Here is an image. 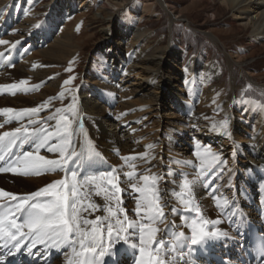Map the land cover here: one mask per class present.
Here are the masks:
<instances>
[{
    "label": "bare ground",
    "instance_id": "6f19581e",
    "mask_svg": "<svg viewBox=\"0 0 264 264\" xmlns=\"http://www.w3.org/2000/svg\"><path fill=\"white\" fill-rule=\"evenodd\" d=\"M36 1L14 0L13 2H6L0 8V39L9 41L8 45H0V53H4V57H0V69H3V72L0 73V94H5V97L0 99V110L4 108L15 110L33 108V99L41 104V102L44 103L47 97L57 93L56 91L59 89L54 84L57 77L53 66L65 63L75 53L71 36L66 32L67 30L62 28L56 39L50 45H47L44 50L37 51L26 58L24 56L32 45L33 47L42 46L58 24L65 23L77 12L90 9L95 2L94 0H52L48 5L49 18L44 28L38 29L36 27L30 35L35 36L39 33L38 42L40 44H30V49L25 51L22 50L25 44L24 40L20 39V35H27L36 23V15L29 8L30 5L33 7ZM105 2L106 4L100 7L96 16L102 14L101 18L106 21L107 27L103 29L106 38L91 55L89 71L84 75L83 87L78 93L81 104L76 105V110L79 109V111H77L78 115L75 119V130L73 127L75 132L73 140L77 150H81L78 145L82 143V138L87 136L93 151L97 152L95 156L99 154L104 156L105 160L101 161L94 157L90 167H81L80 179L86 174L95 172L93 167H96L98 171L99 168L107 166L104 163L106 160L115 163V152L118 153L119 158L136 156L137 159L134 163L138 175L156 174L164 177L159 182V187L165 202L169 204V209L166 208L165 213L166 222L171 228L167 232L158 233V238L169 239L181 230L190 235L185 221L180 225L179 218L171 211L172 202L180 203L179 196L182 184H176V181L171 179V175L174 177L177 170L170 171L169 169L178 168L183 174L187 172V167L191 165L194 170L192 168L190 174L193 175L187 179L192 180L194 178L196 181L192 185L193 204L199 205L205 218L209 220L220 219L222 222L216 227L227 231L229 236L232 234L231 237H234V240L237 241L232 225H239L240 223H230V219L236 220L237 217L248 216L255 223H264V213L258 215V211H264V107L246 99L230 101L225 91H220L222 87L219 89L217 87H206L207 81L216 79L218 73L216 64L208 62V53L192 58L188 63V72L183 76L178 71L184 60L179 44L170 42L166 47H161L158 43L149 44L151 31L147 28H139L138 24L146 18L158 17V13H156L157 5L167 12L168 9L162 5V0H131L130 3L126 0H105ZM219 3L230 13L231 20L234 23L250 33L252 42L264 40V0H219ZM251 13H254L255 16L251 17ZM18 22L20 25L17 26ZM10 28H12L11 31H9ZM6 34H10V37L5 38ZM27 41L30 42L31 40L28 39ZM243 57V51L239 50L228 53L226 60L232 66V64L242 62ZM14 58L16 60L21 59V61L14 69H10L8 65L11 64ZM92 70H96V72H93V76H90ZM183 79L185 81L184 86L182 85ZM21 81L27 83L21 85ZM47 81H49V84L40 91L41 94L33 91L34 95H27L30 90L37 89V86H42ZM126 81L130 82L129 86L126 87L130 91L124 93L120 89V83ZM202 81L204 83H201L198 87L196 83ZM11 84H17L20 90H9L8 87H5ZM232 86L238 87L235 83ZM13 91H15V94H13ZM110 92L114 93L116 97L108 96L107 93L110 94ZM137 95L139 97L134 98ZM162 95L168 97L169 104H173L175 114L190 118V123L198 124L200 122L199 124H203L206 113L211 114L214 107H218L225 114V118L229 119L228 135L214 131L211 127L214 123L204 126L199 125L198 127L199 130L204 129V131H201L202 133L199 131L201 135L197 141L209 140L215 147H218L219 152H222L221 156L219 155L220 161L216 162L204 175H200L201 164L200 158L197 156L193 158L192 162V158H190L189 162L181 161V164H179L170 155L156 154V149H158L157 138L159 137L156 132V129H159L158 125L165 119L170 120L179 117L174 116V114H165V105L160 98ZM92 96L95 98L101 96L104 99L110 97V100L116 99L118 108L114 110L115 115L108 114L99 104L95 103L96 101H89V97ZM70 101L69 98L66 99V102ZM105 101L109 104V100L105 99ZM190 104L191 108L197 111L194 114L188 111L187 107ZM54 115H56V111L47 113L41 118L33 116L32 119L39 121V123L30 125V129L46 128L49 124V127L55 128L56 121L48 120L49 116ZM146 116H148L149 121H152L150 129L156 127L154 131H149V127L142 123L143 118H146ZM107 120H112L111 124H108ZM3 122L27 125L28 118L17 121L9 119L7 115L0 112V125ZM79 123L83 124L81 131H79ZM6 129L7 127L0 128V133L2 134ZM141 138L144 144L146 143L145 146L139 145ZM184 139L182 137L180 141L185 142L183 146L187 147L188 143ZM56 142V140L51 141L53 144ZM170 142L173 145L175 143L174 138ZM224 143L230 146L226 148ZM144 144L142 143V145ZM170 144L168 143V145ZM149 145L152 147L149 148ZM190 145H192L193 152L199 151L197 143L194 142ZM178 146H181V144ZM29 149L27 144L22 149L17 147V154ZM243 150L248 151L252 158L251 156L248 157L249 155ZM7 151L6 142L0 144V155H6ZM145 152H147V157L140 159L141 154ZM46 153L49 159L59 158L58 153L47 151ZM223 155H226V159H223ZM1 163L2 161H0ZM6 166L2 164L0 167ZM73 167L72 164L68 165V169ZM128 170L132 169L128 167ZM49 172L50 175L46 177L27 181L16 177L17 174L12 172H1L2 175L0 176L3 177H0V190L18 194L22 197L64 178L66 170L56 169ZM256 178H259L258 186L253 188L249 181ZM199 181L205 182L200 184ZM134 182L126 183V180H122V188L125 193H128V190L134 192L131 188V184ZM30 184L35 187L28 188ZM95 192L93 186L83 185L81 188V195L84 197L83 207L87 209L89 203L99 206L95 210H82L81 216L83 218L94 220L96 216L107 214L104 211L106 202L103 196H97ZM134 193L136 197L133 202H129L131 207L136 206V198L139 195L137 192ZM257 195L259 200L255 202ZM224 198H227L230 204L227 208L221 209L217 207V200L223 201ZM14 204L15 202L8 200V198L0 197V208H2L0 213L7 212L9 207H13ZM113 205L114 201L111 202L110 206ZM233 209L237 217L230 216ZM15 215L18 216L19 213ZM122 218L123 216H121ZM137 219L138 217L136 219L129 217V220ZM173 222H175L174 226ZM158 227L165 228L162 224ZM24 231H27V229H24ZM227 244L229 242L222 238L210 243L209 246L217 248ZM36 247L40 251L49 249L43 245H37ZM121 247L127 252L131 251L126 245ZM77 249H79L78 245ZM54 251H56L55 259L58 258V260L52 264H68V260L72 258V250L69 248L63 250L50 249V252ZM196 251H199V249ZM60 252L62 253L59 254ZM0 256L3 257V262L9 261L2 255L1 250ZM117 258L119 264L125 263L123 256L118 257L117 255ZM170 264H192V262L189 260V255L186 254L182 261H170Z\"/></svg>",
    "mask_w": 264,
    "mask_h": 264
},
{
    "label": "snow or ice",
    "instance_id": "6c2138e0",
    "mask_svg": "<svg viewBox=\"0 0 264 264\" xmlns=\"http://www.w3.org/2000/svg\"><path fill=\"white\" fill-rule=\"evenodd\" d=\"M8 44L9 41L0 39V45ZM0 57H4V53H0ZM26 83V81L20 82L21 85ZM64 83L67 85L70 81ZM5 87L9 90H20L17 84ZM60 95L63 96L64 93ZM50 102L49 100L45 104ZM43 107L45 105L20 110L12 108L0 110L9 119L19 121L28 118L27 125H21L12 131L0 134V144L6 142L8 149L6 155L10 157L6 160V155H0V161H6L7 164L6 167H0V172L28 176L56 169L66 170L64 178L22 197L0 190V197L15 202L7 212L0 213V241L3 242L2 246L8 249V255L20 252L24 240L27 239L29 243L23 246L27 248L29 255L39 254V250L36 253L32 251L37 245H43L49 249H71L72 258L68 260V264H103V258L116 257L121 253L123 245L138 253L134 264H170V261H182L186 254L191 256L197 249L207 250L210 243L229 236L227 231L216 227L222 222L220 219L205 218L199 205L193 204L192 185L196 181L184 178L180 189V204L185 211L194 215L191 217L182 215L181 220L185 221L190 235L181 230L169 239L158 238V233L169 231L165 213L168 204L161 195L159 187V182L164 177L156 174L138 175L134 163L136 156L123 158L125 164L132 169L125 172L124 176L127 177V181H135L131 184V188L139 193L135 208L138 219L129 220L124 208L120 206L122 203L120 194L124 189L120 187L117 170L101 171L84 175L82 180L78 179L81 167H90L95 153L90 148L85 150L84 144H81V150L78 151L73 140L75 132L72 125L78 115L75 101L73 100V103L63 110L56 109V115L48 117V120L56 121L54 129L49 130L45 127L30 129V125L39 123L32 117L37 115ZM229 126L228 118L211 125L214 131L225 135L229 134ZM53 140L57 142L51 143ZM25 144H31L32 149L18 154L12 152L13 148L22 149ZM42 149H46L49 153H58L59 158L49 159L41 155ZM196 155L200 158V175H204L216 162L220 161L219 155L212 153L210 148H204L203 152L198 151ZM145 157L147 152L141 154L139 158L145 159ZM69 164L74 167L68 169ZM82 185L93 186L96 190L95 194L103 196L106 202L105 216H96L94 220L81 216L82 210H95L99 207L94 203H89L87 209L83 207ZM113 201L114 205L110 206ZM229 204L230 201L227 198L223 201L217 200V207L221 209L227 208ZM171 211L176 214L178 209L172 207ZM16 213L22 215V222H17ZM121 215H123L122 219ZM230 216L237 217L234 209ZM242 219L237 217L236 220L230 219L229 222L239 224ZM161 224L165 225L164 229L158 227ZM174 225L175 222H173ZM237 230L239 231V228ZM254 247L264 264V237L256 241ZM114 262L119 264L117 260ZM0 264H3L2 256H0Z\"/></svg>",
    "mask_w": 264,
    "mask_h": 264
},
{
    "label": "rangeland",
    "instance_id": "374dc122",
    "mask_svg": "<svg viewBox=\"0 0 264 264\" xmlns=\"http://www.w3.org/2000/svg\"><path fill=\"white\" fill-rule=\"evenodd\" d=\"M13 1L14 0H0V8L3 7L6 2ZM94 1L95 2L90 9L82 12H77L72 15L65 23L58 24L47 37V40L45 41L46 43L44 42V44L39 47H33L32 45L31 49L30 44L39 45L40 42H38L39 33L35 35L36 37L30 35L34 32V29H36V27L38 29L44 28V25L49 18L48 5H50L52 0H37L33 4V7H31L32 5L29 6L30 10H32L36 15V23L34 24L33 29L29 30L30 32L27 35H20V39H22V41L24 40L25 44L22 50L27 51L30 49L26 53L24 58L36 53L37 51L44 50L47 45H50L56 39L59 31L62 28H65L67 30L66 32L70 34L71 42L73 44V51H75V53H73V55L65 63L58 66H53V70L56 72L57 77L54 84L57 85L59 89L58 91H56L57 93H54L53 95L47 97L44 103L41 102V104H39V101H36V99H33V108L45 105V107H43L41 111L37 115H35L36 118H41L47 113H53L56 111V109L63 110L67 106L72 104L73 100L75 101V106H79V104H81L78 93L83 87V77L89 71L88 69L90 66L91 55L96 48H99V44H101L102 41L106 38L105 33H103V29L107 27L106 21L101 18L102 14L101 16H96L97 11L100 9V7L106 4V2L105 0ZM126 1L130 3L131 0ZM162 5L165 6V8L167 7V12L164 11L161 6L157 5L156 13H158V17L146 18L138 24L139 28H147L151 31L152 34L149 39V44L153 45L155 43H158L161 47L168 46L170 42L179 44V49L184 55V60L181 63V66H179L178 71L183 76L188 72V63L192 58L208 53V62H213L214 64H216L218 73L216 79L209 82L207 81V83L205 82L206 87H217L218 89L222 87L220 88V91H225V94L230 101L246 99L258 103L264 107V40H261L259 42H252L250 40V33L231 20L230 13L220 5L219 0H162ZM250 16L254 17L255 14L251 13ZM18 25H20L19 22L17 23V26ZM11 29L12 28H10L9 31H11ZM4 37L8 38L10 37V34H6ZM28 39L31 41H27ZM239 50L243 51V61L237 64H232V66L229 65L226 60L227 54ZM20 61L21 59L12 62L10 65H8V68L14 69L20 63ZM2 72L3 69H0V73ZM93 72H96V70H92L90 72V76H93ZM65 81H70V83L65 85ZM129 83L130 82L128 81L120 83V89L122 92L127 93L130 91V89L126 88L129 86ZM201 83L203 84L204 81L198 82L196 83V85L200 86ZM233 83L238 85V87H233ZM48 84L49 81L45 82V84H43L42 86H37V89L30 90L27 95L32 96L35 91L39 93ZM182 85H185L184 79L182 80ZM61 93H64V95L61 96ZM107 94L108 96L110 95L112 97H116V95H114V93L112 92H110V94ZM4 97L5 94L1 93L0 99ZM138 97L139 95L134 96V98ZM68 98L71 100L70 102H66V99ZM160 98L165 105V114H174V116H177L175 114V108L173 107V104H169L168 97L162 95L160 96ZM105 99L109 100V104L105 101ZM105 99L101 96L98 98H95L93 96L89 97V101H96L95 103L99 104L100 107L104 109V111H106L108 114L115 115L114 110L118 108L116 99H111L112 101L110 100V97L109 99L108 97ZM49 100L51 102L45 104V102H48ZM187 108L189 112H192V114L197 112L195 109L191 108V104ZM77 111H79V109ZM211 111V114L206 113L203 124H199L200 122L198 124L190 123V118L185 117L181 114H179V117L177 116L178 118L176 119H165L164 121L160 122V125H158V130L156 129V127L150 129V127L152 126V121L148 120V116H146V118H143L142 123L149 127V131H154L156 129V132L159 134V137L157 138L158 149H156V154L161 153L162 155H170V157L173 160L177 161V163L179 164H181V161L187 163L190 161V158H192V162L194 160L193 158H196L197 156V152H193V150L191 149L192 145H190L194 142L197 143L200 152H203L204 148H210L211 152L215 154L220 155L222 153L219 152L218 147H215L212 142H209V140L203 142L197 141V139L201 135L199 134V131H204V129H198L199 125L204 126L212 123H218L225 118V114L221 112L218 107H214ZM107 122H109L108 124H111L112 120H107ZM1 125L2 127L0 128L7 127L5 132L12 131L17 127H21L20 124H14L13 122H10L8 124L3 122ZM74 125H76V121L73 122L72 128L74 127ZM49 126L47 125L46 128H50L49 130L54 129L53 127ZM78 126L80 128L79 131H81L83 124L79 123ZM182 137H184V141L188 143L187 147L183 146L185 145V142L180 141ZM173 138L175 143L171 145L170 141ZM140 140L141 141L139 145L145 146L146 143L144 144L142 138ZM142 143L144 145H142ZM168 143L170 145H168ZM81 144L85 145V150L90 148L93 153L97 154L96 151H93L91 142L89 141L87 136L82 138ZM81 144L78 145L79 148ZM180 144L181 146H178ZM224 146L227 148L230 145L224 143ZM27 147L28 149L30 148L29 150L32 149L31 144H27ZM46 151V149H42L40 154L49 158ZM243 152L247 153L249 155L248 157L251 156L252 158V155H250L248 151L243 150ZM115 153V163L106 160L104 163L107 166L99 168L98 171L96 167H93L95 171L93 173L96 174L100 171L106 172L112 169L117 170L120 179V187L122 188V180L127 181V177L124 176V173L129 170L128 165H126L124 162V159L119 158L120 156L118 155V153ZM94 157H97L101 161L105 160V157L99 154ZM223 159H226V155H223ZM192 168L193 167L191 165L188 166L187 172H184L183 174L178 170V168L174 169L173 167L169 169L170 171L177 170V174H174V177L171 175V179L175 180L176 184H182L184 178H190V176L193 175L192 173L190 174V172H192ZM93 173H89L86 175H92ZM0 175H2L1 172ZM47 175H50L49 171L42 172L39 175L21 176L17 174L16 177L27 181L30 179L43 178ZM78 179H80L79 176ZM258 180L259 178H256L255 180H250L249 183L253 186V188H256L258 186ZM129 182L130 181H127L126 183ZM204 182L205 181H199L200 184H203ZM28 186V188L35 187L33 184H30ZM120 196L122 199L121 207L124 208L127 217L136 219V206L131 207V204H129V202H133V199L136 197L135 193L131 192L130 190H128V193H125L124 190L120 194ZM258 200L259 197L257 195L255 202H258ZM171 207H176L178 209V212L175 215L179 218L180 225L183 222L181 220L182 215L188 217L194 215L193 213L185 211L180 203L172 202ZM167 208L169 209V204ZM263 213L264 211L261 212V214ZM166 224L168 225V222H166ZM162 225L165 227L164 224ZM168 227L171 228L170 226ZM182 227L184 226L182 225ZM231 236L233 235L231 234L229 237H227V239L224 238V240H227L229 243L233 242L234 237ZM131 252L137 253L134 250H131ZM137 255L138 253L135 255L136 258ZM56 260H58V258H56L54 261ZM124 264H134V262L125 260Z\"/></svg>",
    "mask_w": 264,
    "mask_h": 264
}]
</instances>
